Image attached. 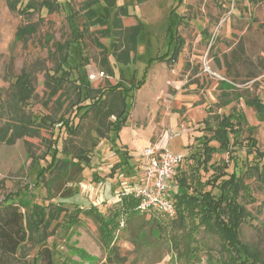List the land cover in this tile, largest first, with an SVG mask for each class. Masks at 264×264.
Instances as JSON below:
<instances>
[{
  "label": "rangeland",
  "instance_id": "obj_1",
  "mask_svg": "<svg viewBox=\"0 0 264 264\" xmlns=\"http://www.w3.org/2000/svg\"><path fill=\"white\" fill-rule=\"evenodd\" d=\"M90 10L96 18L90 19ZM117 18L124 29L141 27L129 65L116 62L113 37L107 36ZM175 54L176 63L167 64ZM23 73L33 88L25 104L18 102L16 87ZM133 80L143 84L131 93L127 124L118 135L108 132L115 117L108 119L92 104L98 92L118 83L129 87ZM79 86L93 90L88 98L79 96ZM253 99L264 104V0H115L111 7L103 0H0V202L12 199L34 225L26 261L46 247L57 261L105 262L110 252L100 224L86 210L73 218L75 210L98 206L106 215L113 212L117 194L136 182L141 154L152 146L182 152L181 171L191 179L202 159L201 137L212 135L205 120L213 124L233 111L244 114L248 126L241 140L246 146L255 138L264 154V114L247 106ZM18 125L23 135L17 138ZM249 148L242 149L240 173L253 201L239 200L252 218L242 226L241 240L264 259V180L246 173L263 165L264 157L247 154ZM123 157L131 167L113 173ZM227 160L215 154L212 164ZM199 171L202 183L211 178V171ZM205 191L217 194L212 186ZM153 221L170 223V233L164 244L152 239L143 250L132 243L133 235L141 226L150 231ZM175 221L151 213L129 225L124 220L110 247L126 264H215L220 244L210 234L192 243L194 254L168 245L173 235L178 242L186 234L178 224L172 228Z\"/></svg>",
  "mask_w": 264,
  "mask_h": 264
},
{
  "label": "trees",
  "instance_id": "obj_2",
  "mask_svg": "<svg viewBox=\"0 0 264 264\" xmlns=\"http://www.w3.org/2000/svg\"><path fill=\"white\" fill-rule=\"evenodd\" d=\"M103 2L105 6L111 7L115 3V0H103ZM179 2L183 4L184 0H179ZM9 6L15 8L11 2ZM88 12L90 19L96 18L94 11L90 10ZM121 12H123L124 16L128 14L127 9H122ZM112 26L114 31L112 33L107 31V36L113 37L112 46L115 49L113 56L116 58V62L122 65H129L132 62L133 55L137 51L141 27L136 25L124 29L119 18L114 20ZM118 36L123 41L120 44L116 42ZM181 47H183V44L180 46V51ZM176 61V54L165 60L171 66ZM107 74L110 77L114 76L112 69L108 70ZM140 84H143V82L136 83L133 80L129 87L118 83L103 92H98L100 95L92 104L94 108H97L100 114L105 113L108 119L115 117V121L108 124L110 125L108 132L118 135L127 124L131 107L129 98H131V93L138 90ZM222 85L225 89L232 88L226 82H223ZM16 87L18 102L25 104L32 98L33 88L27 74L23 73L17 78ZM77 89L79 96L84 93L86 98H88L87 94L89 91H93L90 88L84 89L82 86L77 87ZM110 99L111 102H109ZM246 104L248 107L254 108L258 114H264V104L259 99L248 100ZM102 108L106 112L102 111ZM204 122L206 130L210 131L212 135L210 137H201V140L204 141L203 154L202 159L198 160L196 174L190 179L180 170L177 177L179 183L178 194L173 198L177 209V216L172 228L178 224L180 228L185 229L186 234L182 239L186 241L183 243L182 239H180V241L176 242L174 239L175 235H173L171 237L172 240H168V245H174L179 253L186 251V254H194L197 247L192 249V243L197 240L199 235L210 234L216 237L220 244V258L215 264H264L261 254L254 247L241 240L242 226L248 220H251L252 216L239 200L242 197L243 199L253 201L250 188L244 184V178L240 173L241 168H243V161L241 160L242 149L249 146L247 154L255 152L260 158L264 157V154L259 150L258 142L255 138H250L249 143L244 146L241 140L243 127L248 126L244 114L233 111L228 116H222L213 124L209 120H205ZM248 129L254 131V128L248 127ZM14 130L15 137L18 138L23 135L21 125L15 126ZM70 130L74 134L77 127H74V129L72 127ZM212 142H216L218 148L211 146ZM215 154L227 155L228 160L223 161L221 164H212ZM86 161L89 162V159ZM128 161L127 157H123V160L113 167L112 172H117L123 166L130 168L131 166H129ZM200 169L205 172H212L211 178L205 183H202L201 178H199L198 172H200ZM249 172H254L259 179L264 180V164H256L254 167H250L246 173L249 174ZM207 186H212L213 190L216 189L217 194L214 195L212 191H205ZM138 204L139 202L135 198L124 197L114 211L109 212L108 215L104 214L98 206H91L89 209L77 208L75 210L76 213L73 218H77L82 213L81 210H86L85 214L94 217L100 224L102 243L106 248H109L108 252L110 253L106 257L105 262L98 264H126V260L120 257L118 249L110 246L114 243L116 233L124 220L129 225L132 220L144 215L137 210ZM42 221L43 219H41ZM76 222L78 221L70 219L72 225ZM33 226L31 220L27 222L19 204L10 198L0 202V264H73L67 260L57 261L53 251L46 247H42L38 251V255L32 263L26 261L28 254L25 251V245L29 241L28 231H32ZM168 228H171L170 223L165 226L157 221H153L150 231L145 230L142 226L135 230L132 243L134 245L138 243L139 247L143 250L149 248V242L152 239L154 243L160 241L161 244H164L167 233H170L167 231ZM192 257L195 259L194 256Z\"/></svg>",
  "mask_w": 264,
  "mask_h": 264
},
{
  "label": "built area",
  "instance_id": "obj_3",
  "mask_svg": "<svg viewBox=\"0 0 264 264\" xmlns=\"http://www.w3.org/2000/svg\"><path fill=\"white\" fill-rule=\"evenodd\" d=\"M174 137L172 132L168 135L171 140ZM185 161L182 152L158 146L146 148L141 154L139 180L117 194V202L124 197H133L139 202L137 210L140 213L175 219L177 209L173 198L178 194L177 177Z\"/></svg>",
  "mask_w": 264,
  "mask_h": 264
},
{
  "label": "crops",
  "instance_id": "obj_4",
  "mask_svg": "<svg viewBox=\"0 0 264 264\" xmlns=\"http://www.w3.org/2000/svg\"><path fill=\"white\" fill-rule=\"evenodd\" d=\"M167 148L169 149V147L167 146ZM174 152V151H173ZM177 153H180V152H177ZM140 162H141V160H140ZM183 167V166H182ZM181 170H182V168H181ZM180 173V172H179ZM139 178H140V173H139V176L137 175V177L135 178V181L137 182L138 180H139Z\"/></svg>",
  "mask_w": 264,
  "mask_h": 264
}]
</instances>
